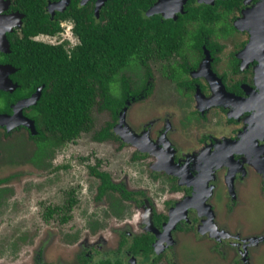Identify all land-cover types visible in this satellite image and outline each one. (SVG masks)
<instances>
[{"label": "flooded vegetation", "instance_id": "1", "mask_svg": "<svg viewBox=\"0 0 264 264\" xmlns=\"http://www.w3.org/2000/svg\"><path fill=\"white\" fill-rule=\"evenodd\" d=\"M139 1L148 6L138 5L145 19L141 23H151L157 34L153 49L142 52L149 71L142 67L132 73L129 91L137 95H120L117 114L113 108L102 110L108 119L99 131L107 128L106 136L97 140L96 131L87 134L90 142L118 152L123 140L138 144L141 152L124 153L113 166L136 173L135 166L145 164L143 172L155 193L131 188L129 176L120 170L106 171L116 188L101 198L98 190L96 201L104 204L107 227L98 214L91 218L77 264H178L179 236L185 234L203 236L221 256L230 247L237 262L251 264L250 252L264 244V232L244 237L242 228L232 229L229 213L225 223L221 221L211 200L220 188L235 216L242 192L256 188L264 195V0ZM131 2L0 0V108L6 110L0 113L21 112L36 128L35 135L23 124L10 130L28 131L26 140L35 146V154L41 147L40 132L45 139L53 135L38 124L34 109L51 88L42 82L20 90L19 68L10 58L13 49L27 42L76 45L81 41L79 24L107 25L113 8L135 11ZM4 76L10 84L1 80ZM15 93L21 94L16 100ZM150 102V109L142 107L150 118L138 119L136 129L130 119L134 107ZM87 134L59 149L49 148L42 163L62 167L64 150ZM142 235L148 237L147 249L136 246Z\"/></svg>", "mask_w": 264, "mask_h": 264}, {"label": "rangeland", "instance_id": "2", "mask_svg": "<svg viewBox=\"0 0 264 264\" xmlns=\"http://www.w3.org/2000/svg\"><path fill=\"white\" fill-rule=\"evenodd\" d=\"M125 74L129 76L127 72ZM132 77L133 75L130 76ZM143 106L148 110L152 102L134 107L130 119L136 129L138 119L146 120L151 116L142 110ZM0 111L6 112L1 108ZM93 116L94 131H99L108 119V112L103 113L97 105ZM7 130L0 126V179H6L0 185V264H77L83 251L82 243L86 234H89L91 218L98 214L104 222L102 227H107V219L103 217L104 204L96 201L100 182L89 166L93 167L101 160L98 170L112 169L113 172H118L120 166L117 169L113 166L117 159L124 153L129 156L137 154V151L141 152L140 147L123 140L124 147L118 152L113 146L90 142L91 134H87L76 145H70L64 150L61 164H68L69 167L56 170L53 169L55 162L52 166L47 165V162L42 163L43 154H35L37 150L32 152L35 146L26 140L25 134L28 131ZM120 144L119 140L116 146L120 147ZM32 154H35L32 159L36 164L42 163L41 165L36 166L31 162ZM135 167L136 173L127 168L126 172L120 170V173L129 176L131 188L146 189L148 193L150 189L155 193L150 183L151 178L148 173L143 172L145 164ZM253 182L258 184L255 180ZM71 191H74L73 194L78 199V204L71 213L72 219L63 223L56 215L50 223L47 222L44 218L46 207L62 206ZM211 201L218 208L221 221L225 223L229 213L231 219L228 220L232 221V229L242 228L244 237L264 232V195L258 189L241 193L238 208L234 211L235 216L228 211V199L222 195L220 188L216 189ZM104 236L107 234L104 233ZM90 244L89 242L87 245ZM211 245L203 236L180 235L176 251L178 264H241L237 262L235 250L228 247L225 256H221L218 248ZM250 256L251 264H264V244L252 250Z\"/></svg>", "mask_w": 264, "mask_h": 264}, {"label": "trees", "instance_id": "3", "mask_svg": "<svg viewBox=\"0 0 264 264\" xmlns=\"http://www.w3.org/2000/svg\"><path fill=\"white\" fill-rule=\"evenodd\" d=\"M131 1L136 10L113 8L107 25L79 24L76 31L81 41H76V45L66 43L68 47L66 44L27 42L13 49L10 58L12 64L19 68L16 81L20 84V90L42 82L48 83L51 88V94L42 97L34 107L36 117L39 116L38 124L45 125L53 133L45 139L40 132L37 139L41 154H45L49 148L59 149L67 142L81 138L83 133L94 130L93 114L97 105L101 110L113 108L117 114L127 93L137 95L129 91L130 76L142 67L149 71L148 58L142 52L153 49L151 41L157 34L151 23H141L145 19L138 14V5L144 8L148 6L142 5L139 0ZM209 16L207 11V18ZM20 96V93H15L14 100ZM106 134L107 128H103L96 131L94 136L101 140ZM100 164L98 160L95 166H89L92 174L100 179L98 198L116 188L110 182L109 173L98 170ZM68 167L65 165L56 170ZM4 181L6 179H0V184ZM73 192H70L63 206L46 207L44 218L47 222L50 223L56 215L63 223L70 221V213L78 204ZM147 242L148 237L142 235L140 245L136 246L147 249Z\"/></svg>", "mask_w": 264, "mask_h": 264}, {"label": "water", "instance_id": "4", "mask_svg": "<svg viewBox=\"0 0 264 264\" xmlns=\"http://www.w3.org/2000/svg\"><path fill=\"white\" fill-rule=\"evenodd\" d=\"M8 69H9V67H8ZM6 70L7 71V74L9 73V70ZM6 74V75H7ZM1 76H3V74L1 75ZM1 80H6V82L7 83H11V81H10V79H8L6 76H4ZM22 109V108H21ZM17 115V113H15L13 116H10V115H7V114H1L0 113V126H5L4 125V123L5 122H3V121H7V120H10V119H14L15 118V116ZM23 116V114L20 112V113H18V115H17V123L18 124H20V123H22V124H26V125H28V122L26 121V119L24 118V117H22ZM10 127H8V129H9ZM32 128L35 130V128H34V126H32ZM252 241H255V242H258V240H260L259 238H252L251 239ZM246 255V253L244 254V256ZM246 261V260H245Z\"/></svg>", "mask_w": 264, "mask_h": 264}, {"label": "bare ground", "instance_id": "5", "mask_svg": "<svg viewBox=\"0 0 264 264\" xmlns=\"http://www.w3.org/2000/svg\"><path fill=\"white\" fill-rule=\"evenodd\" d=\"M2 77V76H1ZM17 115L15 116V118L14 119H10V120H7V121H3V122H5L4 123V125L7 127V129H8V127H10L8 130L10 131V130H12L13 129V127L14 126H17V125H21L22 123H20V124H18L17 123ZM27 124V123H26ZM26 124H23V125H26ZM27 127H30L31 129H32V132H33V134L35 135V134H37V131H36V128H35V130L32 128V126H31V124H28V125H26ZM15 128V127H14Z\"/></svg>", "mask_w": 264, "mask_h": 264}]
</instances>
